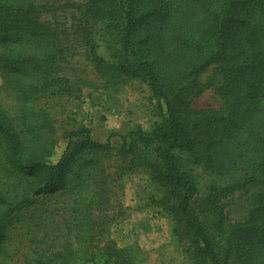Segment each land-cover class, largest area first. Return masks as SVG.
I'll return each instance as SVG.
<instances>
[{"label":"trees","instance_id":"16d2710c","mask_svg":"<svg viewBox=\"0 0 264 264\" xmlns=\"http://www.w3.org/2000/svg\"><path fill=\"white\" fill-rule=\"evenodd\" d=\"M32 12L31 0H0V25H7L0 28V42L11 47L0 53V68L20 95L23 126L36 132L26 119L34 90L25 76L31 74L28 63L44 78L47 70L45 63L25 55L22 31L38 38L37 47L44 42L54 48L55 39L30 18ZM86 12L95 21H108L117 37L118 55L112 61L90 43L97 71L105 77L142 80L164 103L162 120L150 132L136 126L122 137L118 153L133 154L137 142L143 143L139 164L165 191L163 209L174 221L173 236L178 242L185 239L192 264H264V0H88ZM172 44L174 56L164 50ZM212 64L221 66L224 110H193L184 94L172 95L164 88L166 65L180 70L182 83L188 69L198 75ZM42 117L47 121L46 114ZM240 132L246 135L243 148L232 140ZM67 138L60 159L51 163L54 140L27 139L0 110V264H9L20 248L26 249L24 264H136L134 249L90 235L95 225L89 223L90 208L108 201L109 191L91 192L89 183H106L102 159L112 147L93 138L85 126ZM177 153L203 159L208 168L232 179L212 189L209 212L215 211L217 197L260 186L254 208L227 227L221 218H198L193 212L196 186L181 169ZM68 190L75 191L72 221L65 220V230H57L52 248L35 249L30 236L36 243L46 236L29 228L26 215L34 197Z\"/></svg>","mask_w":264,"mask_h":264},{"label":"rangeland","instance_id":"374dc122","mask_svg":"<svg viewBox=\"0 0 264 264\" xmlns=\"http://www.w3.org/2000/svg\"><path fill=\"white\" fill-rule=\"evenodd\" d=\"M87 3L88 0H31L33 12L29 14L30 18L40 23L55 39L54 48L45 47L44 42L37 47L38 38L22 31L26 42L22 48L25 55L45 63L47 70L44 78L37 73L33 63H28L31 74L25 76L34 90L26 119L30 126L36 127V132L23 126L20 95L7 82L2 68L0 110L27 139L41 136L54 140L48 157L51 163H57L63 154L68 133L81 126L89 128L96 140L108 143L112 148L102 159L104 172L101 175V178L105 175L106 183H89L91 192L108 188V201L90 208L89 223L95 224L90 235L111 240L118 247L134 249L136 264H192L185 239L178 242L173 236L174 221L163 209L161 198L165 191L152 180L149 169L139 164L143 143L137 142L133 154L121 156L118 153L122 137L136 126L150 132L162 120L164 103L153 97L148 84L142 80L110 78L97 71L90 43L93 42L101 57L112 61L118 55L117 37L108 27V21H95L86 12ZM4 26L7 25L1 24L0 28ZM10 48L0 42V53ZM164 50L172 56L176 54L173 44L165 46ZM190 70L185 74V81L180 83V70L166 65L162 80L167 92L184 94L187 105L193 110H224L227 103L220 91L223 81L221 66L212 64L198 75H193ZM42 114L47 115V121ZM232 140L243 148L246 135L240 132ZM177 156L181 169L195 183L193 212L198 218L205 220L206 215L210 222H218L221 218L227 227L242 221L256 205V198L262 191L260 186L217 197L215 211L209 212L208 205L214 203L208 197L212 189L223 187L232 179L208 168L203 159L196 161L186 153H177ZM234 174L241 175L240 172ZM2 181L4 179L0 177ZM74 194L75 191L68 190L34 197L36 202L26 215L29 228L39 236L44 233L46 236L41 243H36L35 237L30 236L35 249L52 248L49 245L54 244L57 230L65 228V220L72 221ZM17 226L24 228L25 224ZM14 233L12 231V236ZM93 244L90 249L95 250ZM25 252L26 249L20 248L9 264H24L22 256Z\"/></svg>","mask_w":264,"mask_h":264}]
</instances>
